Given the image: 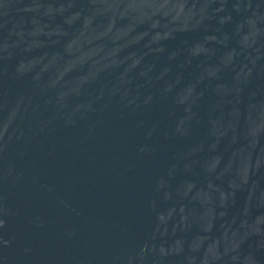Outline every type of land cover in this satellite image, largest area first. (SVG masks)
<instances>
[{
  "label": "water",
  "instance_id": "obj_1",
  "mask_svg": "<svg viewBox=\"0 0 264 264\" xmlns=\"http://www.w3.org/2000/svg\"><path fill=\"white\" fill-rule=\"evenodd\" d=\"M0 264H264V0H0Z\"/></svg>",
  "mask_w": 264,
  "mask_h": 264
}]
</instances>
